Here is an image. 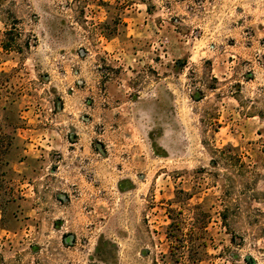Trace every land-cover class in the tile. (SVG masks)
Listing matches in <instances>:
<instances>
[{
	"label": "rangeland",
	"instance_id": "374dc122",
	"mask_svg": "<svg viewBox=\"0 0 264 264\" xmlns=\"http://www.w3.org/2000/svg\"><path fill=\"white\" fill-rule=\"evenodd\" d=\"M0 264H264V0H0Z\"/></svg>",
	"mask_w": 264,
	"mask_h": 264
},
{
	"label": "trees",
	"instance_id": "16d2710c",
	"mask_svg": "<svg viewBox=\"0 0 264 264\" xmlns=\"http://www.w3.org/2000/svg\"><path fill=\"white\" fill-rule=\"evenodd\" d=\"M16 21V20H14ZM13 31L12 30H7L6 32H4V40L2 41V47L5 49V50H9V49H12L14 48L16 45H19L18 44V34L16 35H13L12 33ZM215 163V162H213ZM222 219L224 220L225 219V215L222 216ZM173 226V224H171ZM170 225V227H171ZM176 226L175 228H177V225H174ZM169 227V228H170ZM171 233L173 234V232L171 231ZM171 233L169 234L171 236Z\"/></svg>",
	"mask_w": 264,
	"mask_h": 264
}]
</instances>
